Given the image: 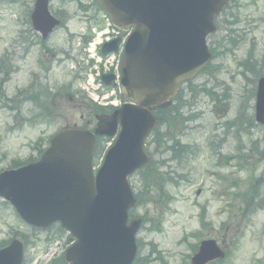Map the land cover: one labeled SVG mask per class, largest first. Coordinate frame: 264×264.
Segmentation results:
<instances>
[{
	"label": "rangeland",
	"instance_id": "1",
	"mask_svg": "<svg viewBox=\"0 0 264 264\" xmlns=\"http://www.w3.org/2000/svg\"><path fill=\"white\" fill-rule=\"evenodd\" d=\"M64 1L50 0V10L64 19L47 42L54 57L35 47L21 60L17 39L19 30L28 26L34 0H0V57L10 54L6 66L11 68L0 94V171L14 167V161L37 158L38 149L57 129L94 122L97 111L77 93L68 54L79 59L76 33L86 28L87 15L99 10L94 0H80L90 5L87 11L78 9L75 0ZM228 11L216 19L219 28L208 39L216 54L215 69L193 81L177 101L178 110L163 117L159 146H149V187L135 211L145 221L137 235L142 242L138 264H190L194 244L205 238L215 239L227 251L219 264H264V127L252 117L256 82L264 76V0H233ZM37 60L51 67L47 75ZM33 69L38 87L20 94L17 87L26 89ZM27 101L36 105L19 108ZM129 182L134 191L141 188L136 173ZM241 193L245 196L233 200ZM252 203L255 210L248 212ZM158 213L161 222L150 225ZM201 215L208 222L203 227ZM10 228L31 232L0 198V241L10 235ZM54 235H59L56 228L28 234L27 264H34L33 251L47 244L52 249L58 244L57 254L62 253L66 234Z\"/></svg>",
	"mask_w": 264,
	"mask_h": 264
},
{
	"label": "water",
	"instance_id": "2",
	"mask_svg": "<svg viewBox=\"0 0 264 264\" xmlns=\"http://www.w3.org/2000/svg\"><path fill=\"white\" fill-rule=\"evenodd\" d=\"M98 2L115 26L133 28L120 65V86L130 103L100 117L95 130L112 136L120 120L114 146L94 178V136L61 131L37 164L0 177V195L29 221L47 226L60 219L77 238L65 254L70 264H130L138 223L125 225L127 209L135 204L127 176L146 162L144 140L156 123L151 110L164 107L180 84L209 61L205 36L213 31L212 17L226 0ZM31 20L43 38L58 24L47 10V0H36ZM117 42L103 46L102 53L115 50ZM102 80L110 84L112 76ZM255 119L264 125V77L258 81ZM20 180L21 190L16 192ZM22 250V244L13 241L0 250V264H21ZM223 256L214 240H204L191 262L206 264Z\"/></svg>",
	"mask_w": 264,
	"mask_h": 264
},
{
	"label": "flooded vegetation",
	"instance_id": "3",
	"mask_svg": "<svg viewBox=\"0 0 264 264\" xmlns=\"http://www.w3.org/2000/svg\"><path fill=\"white\" fill-rule=\"evenodd\" d=\"M19 40L21 42L20 45L22 47V53L24 54L28 50L27 54H29L30 53L29 46L33 48L36 40H38V34L34 32L30 27H28L25 28V30L24 29L21 30Z\"/></svg>",
	"mask_w": 264,
	"mask_h": 264
},
{
	"label": "trees",
	"instance_id": "4",
	"mask_svg": "<svg viewBox=\"0 0 264 264\" xmlns=\"http://www.w3.org/2000/svg\"><path fill=\"white\" fill-rule=\"evenodd\" d=\"M96 108H97V107H96ZM168 109H169V108L165 109L164 111H162V110H158V111H157V114H158V116L160 117V120H162V117L166 115ZM170 109H171V108H170ZM176 109H177V108L175 107L174 110H172V111H175ZM96 110L100 111V108H97ZM177 110H178V109H177ZM161 114H162V115H161ZM160 115H161V116H160ZM143 179H144V181H143V183H144V187H146V185H147V183H148L147 176L144 175V176H143ZM241 196H245V194H242ZM250 207H251V205H250ZM53 264H65V262H64L63 258L60 257V258H58L57 260H55Z\"/></svg>",
	"mask_w": 264,
	"mask_h": 264
}]
</instances>
